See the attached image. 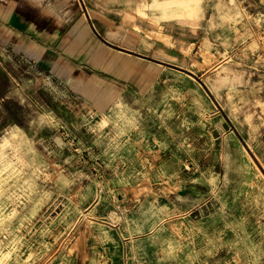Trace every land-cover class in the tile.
<instances>
[{"label": "rangeland", "instance_id": "rangeland-1", "mask_svg": "<svg viewBox=\"0 0 264 264\" xmlns=\"http://www.w3.org/2000/svg\"><path fill=\"white\" fill-rule=\"evenodd\" d=\"M24 1L64 57L0 40V264H264V0Z\"/></svg>", "mask_w": 264, "mask_h": 264}, {"label": "crops", "instance_id": "crops-1", "mask_svg": "<svg viewBox=\"0 0 264 264\" xmlns=\"http://www.w3.org/2000/svg\"><path fill=\"white\" fill-rule=\"evenodd\" d=\"M145 1L147 0H134L132 5L136 13H128L127 16L128 20L138 29L142 28L144 22L155 23V12L145 11L143 5ZM147 14L153 17L147 16ZM53 20H56V18L46 13L43 8L24 0H0L1 43L10 46L14 54H19L27 60L40 63L48 69L57 68L60 66L59 63L62 61V57H64V52L57 46L62 33L61 28ZM155 24L161 26L160 22ZM85 26L84 20H80L73 27L72 34L78 42L83 41L87 35ZM160 26L158 33L162 35L163 32L160 30ZM91 37L93 36L91 35ZM104 44L119 53L110 52L100 44H97V47L94 48L88 47L96 65L101 63L103 66L109 67V64H112L118 54H122L123 57L124 54H130L107 43ZM138 57L144 58L143 56ZM63 72L64 68L60 70V73L63 74ZM75 85L83 87L94 102L102 100L100 104L96 102L98 105H104L108 101V93L93 89L81 79L77 80Z\"/></svg>", "mask_w": 264, "mask_h": 264}, {"label": "bare ground", "instance_id": "bare-ground-1", "mask_svg": "<svg viewBox=\"0 0 264 264\" xmlns=\"http://www.w3.org/2000/svg\"><path fill=\"white\" fill-rule=\"evenodd\" d=\"M149 2L145 3L148 4ZM180 4L187 6V8L184 7V11L188 13H194L195 11V5H194V0H158V1H153L150 5H155L158 9H161L164 13H170L173 11H180L179 6ZM183 11V10H182ZM142 13V11H141ZM97 103H101L102 100L96 101Z\"/></svg>", "mask_w": 264, "mask_h": 264}]
</instances>
